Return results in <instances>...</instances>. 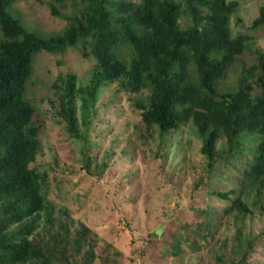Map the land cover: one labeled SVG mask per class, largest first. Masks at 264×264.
Instances as JSON below:
<instances>
[{
	"label": "rangeland",
	"instance_id": "1",
	"mask_svg": "<svg viewBox=\"0 0 264 264\" xmlns=\"http://www.w3.org/2000/svg\"><path fill=\"white\" fill-rule=\"evenodd\" d=\"M179 1L186 9L181 18L186 27L192 19L185 0ZM229 1H237L231 34L248 39L221 81L237 85L242 66L257 63L259 51L264 52V22L255 24L264 0ZM52 2L16 0L13 15L44 35L58 33L69 20L52 14ZM81 6L68 1L59 9L69 15ZM96 62L90 42L62 53L42 51L35 57L27 87L36 118L43 122L39 133L43 150L33 166L47 170L45 195L57 214L66 209L68 215L63 217L72 221L68 232L56 226L53 230L61 233L55 235L60 246L53 251L58 256L53 263L264 264V194L258 200L256 190L247 184L257 162L259 136L243 132L231 149L228 137L219 132L217 161L210 168L202 150L204 138L191 117L162 136L157 126L148 129L143 122L136 104L139 94L119 91L114 82L100 91L87 141L77 138L50 102L56 99L52 84L68 72L87 81ZM254 87L252 93L258 94L260 88ZM77 117L84 128L80 108ZM84 155L92 157L89 168ZM238 199L247 204L249 213L238 211ZM82 224L87 231L79 248L76 227ZM34 234L49 244L55 238L42 228ZM27 264L43 263L37 259Z\"/></svg>",
	"mask_w": 264,
	"mask_h": 264
},
{
	"label": "trees",
	"instance_id": "2",
	"mask_svg": "<svg viewBox=\"0 0 264 264\" xmlns=\"http://www.w3.org/2000/svg\"><path fill=\"white\" fill-rule=\"evenodd\" d=\"M15 1L0 0V264L37 259L54 264L58 256L53 251L60 246L55 235L61 233L53 230L56 226L68 232L72 223L63 217L68 211L57 214L45 195L47 170L33 166L43 150L39 136L43 122L36 118L27 87L34 76L35 57L42 51L62 53L90 42L97 62L89 79L60 74L52 84L56 99L50 100L71 133L82 140L87 141L89 125L97 116L100 91L114 82L119 91L139 94L136 104L143 122L148 129L157 126L162 136L191 117L204 138L202 150L210 168L217 161L219 132L228 137L231 149L243 132L256 133L261 143L247 184L260 200L264 194V52L259 51L257 63L242 66L237 85L221 81L247 45L246 35L231 34L237 1L185 0L192 21L183 27L186 9L179 0H53L52 14L69 23L49 35L25 26L15 16ZM68 1L82 6L63 14L59 6ZM262 22L264 9L255 24ZM255 84L258 94L252 93ZM78 108L84 128L78 124ZM83 158L89 168L92 157ZM235 204L240 213H249L243 200ZM261 211L264 215V205ZM41 228L55 237L52 244L34 234ZM76 231L81 248L85 224Z\"/></svg>",
	"mask_w": 264,
	"mask_h": 264
}]
</instances>
